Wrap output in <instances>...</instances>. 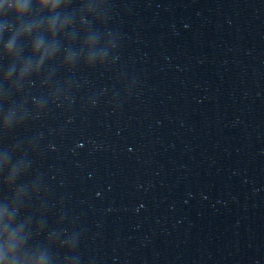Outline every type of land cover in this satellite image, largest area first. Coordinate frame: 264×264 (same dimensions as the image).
Instances as JSON below:
<instances>
[{
	"label": "clouds",
	"instance_id": "obj_1",
	"mask_svg": "<svg viewBox=\"0 0 264 264\" xmlns=\"http://www.w3.org/2000/svg\"><path fill=\"white\" fill-rule=\"evenodd\" d=\"M40 2L42 6H45L49 3V0H40ZM0 8H4L5 10H11L17 16L23 15L28 8V0H9V3H7V5H0ZM41 44L42 41L37 43L36 45L37 50L40 49ZM11 47H12V42H9L8 50H11ZM41 59H43V57ZM23 71H27V68H25Z\"/></svg>",
	"mask_w": 264,
	"mask_h": 264
}]
</instances>
